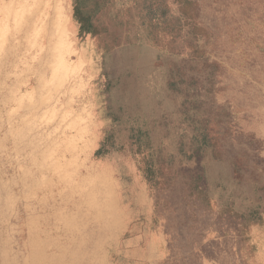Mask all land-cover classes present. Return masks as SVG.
Returning <instances> with one entry per match:
<instances>
[{
  "label": "rangeland",
  "instance_id": "rangeland-1",
  "mask_svg": "<svg viewBox=\"0 0 264 264\" xmlns=\"http://www.w3.org/2000/svg\"><path fill=\"white\" fill-rule=\"evenodd\" d=\"M50 2L0 0V264L146 239L148 264H264V145L223 94L264 96V0Z\"/></svg>",
  "mask_w": 264,
  "mask_h": 264
},
{
  "label": "crops",
  "instance_id": "crops-1",
  "mask_svg": "<svg viewBox=\"0 0 264 264\" xmlns=\"http://www.w3.org/2000/svg\"><path fill=\"white\" fill-rule=\"evenodd\" d=\"M261 80L260 82H262ZM262 85L255 76L242 77L240 74H231L229 86L224 90L227 93L237 113L239 129L262 140L264 145V96L261 94ZM135 241H143V237H137ZM125 256L134 259L136 264H148L151 258L149 241L145 240L143 246H133Z\"/></svg>",
  "mask_w": 264,
  "mask_h": 264
},
{
  "label": "trees",
  "instance_id": "trees-1",
  "mask_svg": "<svg viewBox=\"0 0 264 264\" xmlns=\"http://www.w3.org/2000/svg\"><path fill=\"white\" fill-rule=\"evenodd\" d=\"M256 211L248 210L244 214H241V217L243 219L242 226L245 228L249 225V223L252 221V219L255 217ZM236 216H238L236 214Z\"/></svg>",
  "mask_w": 264,
  "mask_h": 264
},
{
  "label": "bare ground",
  "instance_id": "bare-ground-1",
  "mask_svg": "<svg viewBox=\"0 0 264 264\" xmlns=\"http://www.w3.org/2000/svg\"><path fill=\"white\" fill-rule=\"evenodd\" d=\"M50 1L51 0H47V1L46 0H37L38 6L43 8L44 13H52V5H51L52 3ZM60 8H62V7H60ZM59 9H57V10H59ZM56 13H59V12H56ZM62 15H64V14H62Z\"/></svg>",
  "mask_w": 264,
  "mask_h": 264
}]
</instances>
